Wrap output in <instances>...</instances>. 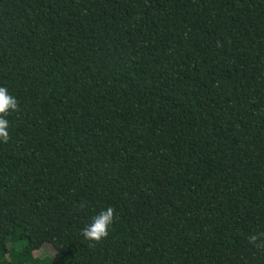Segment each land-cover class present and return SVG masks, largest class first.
I'll use <instances>...</instances> for the list:
<instances>
[{
    "label": "trees",
    "instance_id": "16d2710c",
    "mask_svg": "<svg viewBox=\"0 0 264 264\" xmlns=\"http://www.w3.org/2000/svg\"><path fill=\"white\" fill-rule=\"evenodd\" d=\"M0 87V264H264V0H0Z\"/></svg>",
    "mask_w": 264,
    "mask_h": 264
},
{
    "label": "clouds",
    "instance_id": "9594fccd",
    "mask_svg": "<svg viewBox=\"0 0 264 264\" xmlns=\"http://www.w3.org/2000/svg\"><path fill=\"white\" fill-rule=\"evenodd\" d=\"M19 110L18 101L8 93L6 87H0V141L4 144L9 142V122L6 117L11 112ZM115 209L108 207L92 218L91 223L87 224L82 230L81 235L86 241L92 242V245L98 244L107 238L109 228L114 222ZM248 243L256 248H264V233L259 235L251 234L248 237Z\"/></svg>",
    "mask_w": 264,
    "mask_h": 264
}]
</instances>
